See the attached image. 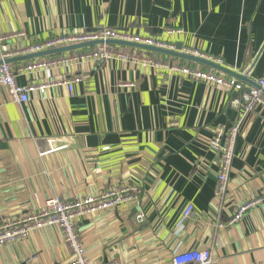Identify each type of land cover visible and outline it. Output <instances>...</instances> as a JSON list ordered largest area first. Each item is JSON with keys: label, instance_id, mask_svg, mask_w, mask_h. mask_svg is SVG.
<instances>
[{"label": "crops", "instance_id": "crops-1", "mask_svg": "<svg viewBox=\"0 0 264 264\" xmlns=\"http://www.w3.org/2000/svg\"><path fill=\"white\" fill-rule=\"evenodd\" d=\"M103 29L164 39L177 55L190 48L221 59L222 69L114 45L164 66L122 60L57 66L44 81L80 75L74 93L54 87L22 105L0 86V223L39 212L50 199L132 186L139 190L134 200L78 221L88 264H173L175 254L190 249L211 250L214 264H264V204L228 224L241 204L264 193V107L241 118L232 105L240 93L174 69L200 68L256 86L264 76V0H0V36H12L9 51L60 33ZM238 124L227 192L219 197L222 154L212 140ZM72 259L56 226L0 248V264Z\"/></svg>", "mask_w": 264, "mask_h": 264}, {"label": "built area", "instance_id": "built-area-1", "mask_svg": "<svg viewBox=\"0 0 264 264\" xmlns=\"http://www.w3.org/2000/svg\"><path fill=\"white\" fill-rule=\"evenodd\" d=\"M172 32H170L171 34ZM16 35V34H15ZM23 36V34H18ZM12 36H0V86H3L15 104L28 103L33 94L44 95L46 91L54 87H63L70 94L74 93L75 85L81 83L80 75H72L70 79L58 81H44V76L57 66L66 69L77 68L79 64L112 60H122L130 62L133 65L162 67L158 62L150 57H141L135 51L129 49L123 50V47H117L107 44L109 41H121L133 43L137 45L175 51V46L161 38L142 37L128 32H121L113 29H103L101 31L89 33H72L65 32L47 39L38 41L32 46L20 51H9L5 48L6 41ZM90 42H103L96 45L92 49H84L81 52H69L61 58H38L34 62H29L23 66L16 67L13 63L8 62L13 58L38 54L53 49L67 46L81 45ZM123 46V45H120ZM182 54L204 59L217 65L222 64L221 59H214L204 56L196 50L183 48ZM184 77L204 82L211 86H216L225 91H235L240 96L232 102L233 107L241 108V118H245L248 114L253 113L264 107V76L259 78L256 86L247 89L238 79L226 76H220L210 72L201 70L200 68H190L186 66L174 67ZM37 75L38 77H33ZM29 76L31 82L20 84L18 77ZM130 86V84H128ZM170 127H175L174 121L170 122ZM239 134L238 126L232 127L227 134L223 130L218 132L212 140V145L222 154V164L218 175L217 192L219 197H223L227 192L229 183V175L233 164V153L236 139ZM109 150L108 147L103 149ZM139 190L136 187H123L118 189H110L104 193L90 196H84L73 201L63 202L59 199H50L46 202L43 210L35 213L21 215L17 218H8L0 223V248L10 242L26 240L36 230H40L50 226L58 227L64 237L73 259L69 264H88L85 247L79 233L77 232L78 221L87 215L98 214L110 209L117 208L127 201L135 199ZM264 204V193L256 197L249 198L241 204L235 214L232 216L230 226L238 223L244 215L251 209ZM193 211V205H188L184 216L188 219ZM137 219L143 221V214L137 216ZM173 264H214L213 254L211 250L190 249L183 253H177L173 257Z\"/></svg>", "mask_w": 264, "mask_h": 264}, {"label": "water", "instance_id": "water-1", "mask_svg": "<svg viewBox=\"0 0 264 264\" xmlns=\"http://www.w3.org/2000/svg\"><path fill=\"white\" fill-rule=\"evenodd\" d=\"M101 43H103V42H93V43L90 42V43H85V44H81V45H73V46L62 47V48L53 49V50H49V51L38 53V54H32V55H28V56L13 58L11 60H8V62L13 63V62L18 61V60H26V59H33V58H37L38 59V58H41V57L52 56V55H55V54H57L59 52L78 51V50H82V49L88 48L90 46L98 45V44H101ZM107 44L123 45V46H128V47H133V48H142V49H145V50L155 51V52H159V53L166 54V55H175V56H179L181 58L187 59V60H194V61H197V62H200V63H204V64H207V65L212 66V67L217 68V69H222V68L218 67L215 63L209 62L207 60L196 58V57L185 55V54L177 55L173 51H167V50H162V49H157V48L137 45V44H133V43L121 42V41H109V42H107ZM232 76H236L237 77V74L234 73Z\"/></svg>", "mask_w": 264, "mask_h": 264}]
</instances>
